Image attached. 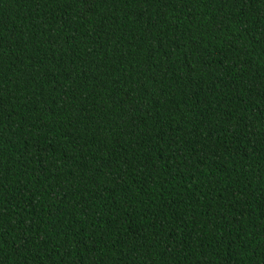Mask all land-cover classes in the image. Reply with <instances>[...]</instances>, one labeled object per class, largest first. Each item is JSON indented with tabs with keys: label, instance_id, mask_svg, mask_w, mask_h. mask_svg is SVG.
I'll use <instances>...</instances> for the list:
<instances>
[{
	"label": "trees",
	"instance_id": "16d2710c",
	"mask_svg": "<svg viewBox=\"0 0 264 264\" xmlns=\"http://www.w3.org/2000/svg\"><path fill=\"white\" fill-rule=\"evenodd\" d=\"M0 264H264V0H0Z\"/></svg>",
	"mask_w": 264,
	"mask_h": 264
}]
</instances>
